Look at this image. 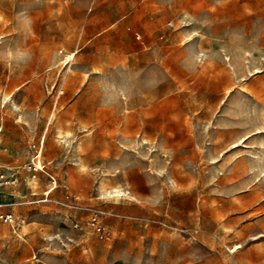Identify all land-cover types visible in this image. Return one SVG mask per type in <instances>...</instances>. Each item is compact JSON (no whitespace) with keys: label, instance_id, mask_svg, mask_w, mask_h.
Returning <instances> with one entry per match:
<instances>
[{"label":"rangeland","instance_id":"1","mask_svg":"<svg viewBox=\"0 0 264 264\" xmlns=\"http://www.w3.org/2000/svg\"><path fill=\"white\" fill-rule=\"evenodd\" d=\"M0 165V264H264V0H0Z\"/></svg>","mask_w":264,"mask_h":264},{"label":"built area","instance_id":"2","mask_svg":"<svg viewBox=\"0 0 264 264\" xmlns=\"http://www.w3.org/2000/svg\"><path fill=\"white\" fill-rule=\"evenodd\" d=\"M61 52V51H60ZM62 53V52H61ZM75 53L72 52L68 55H66V62H64V65L66 66L65 69L62 71V73L58 76L56 82L49 88L48 94L55 97L56 101L64 94L65 92V83H66V76L68 73V63L71 59L74 58ZM71 57V59H69ZM57 108L56 102L54 103L53 107V116L55 115ZM41 155H42V149H37L35 155L33 156L32 160L27 163L24 168L28 170H43L44 165L40 164L41 162ZM10 179L6 173V171L1 167L0 165V221L2 222H13L14 218L12 214L6 213L3 211V204L1 200V195L3 194L2 189L9 184Z\"/></svg>","mask_w":264,"mask_h":264},{"label":"crops","instance_id":"3","mask_svg":"<svg viewBox=\"0 0 264 264\" xmlns=\"http://www.w3.org/2000/svg\"><path fill=\"white\" fill-rule=\"evenodd\" d=\"M74 53H75V52H74ZM69 54H70V53H69ZM75 54H76V53H75ZM74 57H75V55H74ZM64 66H65V65H64ZM65 67H66V66H65ZM65 67H64V68L62 67V71L65 69ZM67 68H68V73H67V76H66L65 91H66V87H67V83H68V77H69V74H70V72H71V70H72V69L70 68V65H69ZM62 71L59 73V75L62 73ZM64 94H65V92H64ZM64 94H63V95H64ZM63 95H62V96H63ZM62 96H61V97H62ZM61 97H60V98H61ZM60 98H59V99H60ZM59 99H58V100H59ZM58 100H57V101H58ZM57 101H56V104H57ZM57 108H58V106H57ZM58 111H59V110H57V112H58ZM41 162H42V164L44 165V168H45V157H44V155H43V149H42V155H41ZM3 189H4V188H3ZM3 189H2V192H3Z\"/></svg>","mask_w":264,"mask_h":264},{"label":"bare ground","instance_id":"4","mask_svg":"<svg viewBox=\"0 0 264 264\" xmlns=\"http://www.w3.org/2000/svg\"><path fill=\"white\" fill-rule=\"evenodd\" d=\"M64 131H65V130L62 129L61 127H57V130H56V136H57L58 138H62L61 141L66 140V139H63V138H65L66 136H69V135H70L68 131H67V132H64ZM104 185H105V182L102 180V182H101V186H104ZM118 193H119V192H118Z\"/></svg>","mask_w":264,"mask_h":264},{"label":"clouds","instance_id":"5","mask_svg":"<svg viewBox=\"0 0 264 264\" xmlns=\"http://www.w3.org/2000/svg\"><path fill=\"white\" fill-rule=\"evenodd\" d=\"M10 56L12 55V54H9ZM17 55H19V56H23V55H25L24 53H18Z\"/></svg>","mask_w":264,"mask_h":264},{"label":"snow or ice","instance_id":"6","mask_svg":"<svg viewBox=\"0 0 264 264\" xmlns=\"http://www.w3.org/2000/svg\"><path fill=\"white\" fill-rule=\"evenodd\" d=\"M69 59H71V57ZM233 251H235V249H233Z\"/></svg>","mask_w":264,"mask_h":264}]
</instances>
